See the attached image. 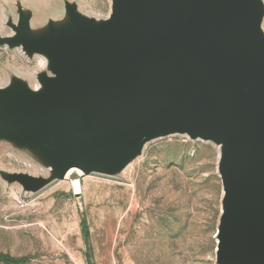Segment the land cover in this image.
<instances>
[{
    "label": "water",
    "instance_id": "water-1",
    "mask_svg": "<svg viewBox=\"0 0 264 264\" xmlns=\"http://www.w3.org/2000/svg\"><path fill=\"white\" fill-rule=\"evenodd\" d=\"M262 15L260 0H112L99 23L71 12L68 32L21 38L49 54L55 75L22 96L0 89V132L84 173L116 171L151 138L214 140L216 264H264ZM15 177L27 190L47 184Z\"/></svg>",
    "mask_w": 264,
    "mask_h": 264
},
{
    "label": "rangeland",
    "instance_id": "rangeland-1",
    "mask_svg": "<svg viewBox=\"0 0 264 264\" xmlns=\"http://www.w3.org/2000/svg\"><path fill=\"white\" fill-rule=\"evenodd\" d=\"M110 8V0H0V89L22 96L55 75L49 54L28 51L23 35L68 32L71 12L106 19ZM220 154L214 140L172 133L145 141L126 175L65 178L55 150L0 132V253L25 258L18 264H216ZM21 173L47 184L27 190Z\"/></svg>",
    "mask_w": 264,
    "mask_h": 264
},
{
    "label": "bare ground",
    "instance_id": "bare-ground-1",
    "mask_svg": "<svg viewBox=\"0 0 264 264\" xmlns=\"http://www.w3.org/2000/svg\"><path fill=\"white\" fill-rule=\"evenodd\" d=\"M261 1V4H262V7H263V15H262V18H261V21H260V30L262 33H264V0H260ZM110 3H111V8H110V13L108 15V17H110L111 15V12H112V0H110ZM83 16V15H81ZM88 17H91L89 15H86ZM107 17V18H108ZM92 18V17H91ZM106 18V19H107ZM93 19H96L98 22H102V21H105L106 19H100L98 17H94ZM56 27V26H55ZM57 28V27H56ZM40 89H44V85L42 84V82H35L34 86H33V90H40ZM137 156V153H134L132 154V156L130 158H128L127 160L123 161L118 169H117V172H121L122 174H127L130 169L133 167V164L134 162L136 161L135 160V157ZM48 170H51L52 171V167L49 168ZM73 171H77L79 174H82V170L80 168H77V167H71L69 168V170L66 172V176L65 178H69V176L71 175V173ZM131 177H132V174H131Z\"/></svg>",
    "mask_w": 264,
    "mask_h": 264
},
{
    "label": "trees",
    "instance_id": "trees-1",
    "mask_svg": "<svg viewBox=\"0 0 264 264\" xmlns=\"http://www.w3.org/2000/svg\"><path fill=\"white\" fill-rule=\"evenodd\" d=\"M84 228H85L84 229L85 238H87L88 237V230L86 228V225ZM24 260H25V258H23V257H20V258L19 257H13V256L6 254V253H0V262L5 263V264H18V263L24 262ZM89 264H91V263L89 262Z\"/></svg>",
    "mask_w": 264,
    "mask_h": 264
}]
</instances>
